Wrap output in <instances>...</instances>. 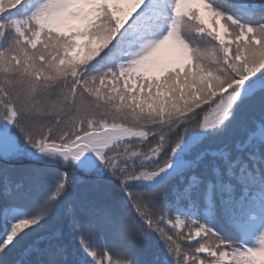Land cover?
Masks as SVG:
<instances>
[{
    "label": "snow or ice",
    "instance_id": "obj_1",
    "mask_svg": "<svg viewBox=\"0 0 264 264\" xmlns=\"http://www.w3.org/2000/svg\"><path fill=\"white\" fill-rule=\"evenodd\" d=\"M0 264H264V0H0Z\"/></svg>",
    "mask_w": 264,
    "mask_h": 264
}]
</instances>
